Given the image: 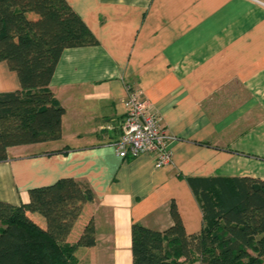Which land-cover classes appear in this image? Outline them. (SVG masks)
I'll use <instances>...</instances> for the list:
<instances>
[{
    "label": "crops",
    "instance_id": "0c3cea01",
    "mask_svg": "<svg viewBox=\"0 0 264 264\" xmlns=\"http://www.w3.org/2000/svg\"><path fill=\"white\" fill-rule=\"evenodd\" d=\"M99 45L64 51L50 90L65 109L62 138L8 149L0 201L72 178L92 189L68 243L93 219L96 246L79 264H133L132 227L165 231L173 204L187 234L203 213L190 178L264 182V0H67ZM142 94L171 143L173 164L116 151L126 85ZM0 62V94L21 91Z\"/></svg>",
    "mask_w": 264,
    "mask_h": 264
},
{
    "label": "trees",
    "instance_id": "16d2710c",
    "mask_svg": "<svg viewBox=\"0 0 264 264\" xmlns=\"http://www.w3.org/2000/svg\"><path fill=\"white\" fill-rule=\"evenodd\" d=\"M99 41L67 0H0V62L22 90L0 94V162L8 149L58 141L65 109L50 84L67 49ZM204 226L187 234L176 205L161 232L134 224L133 264H264V182L190 178ZM90 187L72 178L29 190L20 205L0 201V264H79L76 252L96 246L93 219L74 244L68 238Z\"/></svg>",
    "mask_w": 264,
    "mask_h": 264
},
{
    "label": "built area",
    "instance_id": "2783aa9c",
    "mask_svg": "<svg viewBox=\"0 0 264 264\" xmlns=\"http://www.w3.org/2000/svg\"><path fill=\"white\" fill-rule=\"evenodd\" d=\"M126 90L127 113L121 138L115 145L117 154L123 159L150 154L157 167H170L173 164L170 146L175 138L166 132L141 93L128 84Z\"/></svg>",
    "mask_w": 264,
    "mask_h": 264
}]
</instances>
